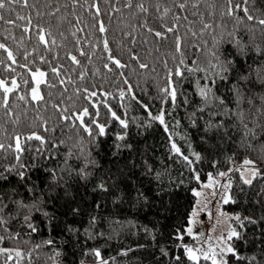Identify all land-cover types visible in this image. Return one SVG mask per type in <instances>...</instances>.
Wrapping results in <instances>:
<instances>
[{"label": "snow or ice", "instance_id": "6c2138e0", "mask_svg": "<svg viewBox=\"0 0 264 264\" xmlns=\"http://www.w3.org/2000/svg\"><path fill=\"white\" fill-rule=\"evenodd\" d=\"M191 2L193 7L200 4V0ZM18 3L29 9L27 15L16 11L15 19L5 20L0 15V20L12 26L22 21L19 26L25 32L35 30L38 44L46 49L45 55L37 56L39 61H45L47 52L54 51L55 46L63 45L73 66L81 63L78 55H87L91 61L93 54L85 53L80 46L77 32L84 31L80 25L85 22L76 9L87 5L94 10L90 27L103 35L97 36L92 47L102 43L108 61L104 68L110 72L114 68L127 85L118 89L121 106L126 93L139 99L124 75L127 65L110 46L100 0L90 4L84 0V5L80 0H70V12L67 4H53L52 0L43 5L30 4L29 0H0V9L15 10ZM187 4L188 0H175L162 10L159 0L154 6L146 5L145 0H125L119 7L115 3L106 5L109 17L122 9H135L133 17L140 13L139 22L122 33L132 45L137 43L134 33L140 29L152 35L156 51L171 38L172 63L170 66L167 55L161 60L164 78L155 97L161 105L171 106H162L153 113L149 104L139 101L147 110V118L137 124L135 135H139V129L159 122L167 134V155L178 163V168L162 169L150 147L142 148L133 140L126 114L118 115L107 100L102 102L110 116L101 122L100 102L94 98L98 93L103 97L112 93L77 83L85 80L86 66L73 79L71 73L61 76L63 64L57 61L51 67L52 60H48V71L57 78L52 83L46 80V70L39 66L33 70L29 65H35V61L28 60L22 65L33 81L28 92L20 90L19 73L0 77V107L6 115L14 114L16 103L11 96L25 105L37 102L32 107L35 120L30 127H18L16 116L12 131H5L4 138H0V264H31L33 254L38 256L45 248L48 264H119L117 257H128L139 250L147 255L137 257L136 264H264V16L254 15L248 0H212L205 4L210 9L206 14L194 13L200 17L196 27L187 15L181 17L180 10L186 12ZM150 7L159 14L155 24L149 19ZM173 9L175 14L167 20ZM53 15L57 28L68 15L75 17V24L68 23L78 55L67 49L63 39L57 40L51 23L45 26L42 22ZM181 19L188 21L183 33ZM229 21H233L231 25ZM253 21L256 23L251 24ZM59 35L65 37L66 33L59 31ZM148 40L149 36L144 35L143 42ZM0 49L6 52L8 61L0 60V65L14 72L13 65L18 61L12 48L0 41ZM38 51L33 47L23 56L28 58L30 52ZM128 51L140 68H148L135 51ZM42 81L50 88L57 83L64 85V92L70 83L84 103L69 107L51 102L57 115L50 122L40 111V102L45 99L39 87ZM181 107L200 143L208 146L203 153L193 147L187 129L183 133L175 131L181 126L180 119L172 118L171 129L166 121V115ZM177 136L184 141L183 146L175 139ZM206 160L213 170L204 180L199 165ZM221 161L224 167L218 166ZM205 186L213 189L214 198L219 196L218 205L239 204L241 209L218 208V222L223 227L207 239L193 231L201 201L197 199L190 211H180L181 194L190 191L200 197ZM153 210L148 223L135 219ZM173 215L177 220L169 223ZM133 228L142 231L151 243L117 245L115 255H105L113 241L124 239V233ZM162 229L167 231L165 243L158 242L163 238ZM186 235L193 239L186 241Z\"/></svg>", "mask_w": 264, "mask_h": 264}, {"label": "trees", "instance_id": "16d2710c", "mask_svg": "<svg viewBox=\"0 0 264 264\" xmlns=\"http://www.w3.org/2000/svg\"><path fill=\"white\" fill-rule=\"evenodd\" d=\"M47 0H29V3H38V4H45ZM92 0H88L90 4ZM125 2V0H100V6L102 10V16L105 19V23L108 24V38L110 42V46L113 50V53L117 56L121 57V59L127 65L124 69V75L128 77V83L132 85V91L135 93L136 97L139 99H134L128 93L125 94L123 98V107L121 106V98L118 93V89L126 88L127 85L123 79V77H119V73L113 68V71H109L108 69L104 68V63L107 61V54L103 51L102 43L98 48L93 49L92 43L96 41L97 36H102L103 34L98 33L95 28H91L90 25L92 23V15L91 13L94 11L90 9L87 5H84V0H80V4L84 5V7H77L76 12L77 15L81 17V20L85 23H82L80 27L84 28V31L77 32V37L80 39V46L84 48L85 53L92 52L91 61L87 55L79 56L76 52V41L72 38L70 32L71 29L69 27V21L73 24L76 23L75 17L68 15L67 20L59 22V28L56 27L58 21L55 19V15L52 17H45L43 19V23L47 26L51 23L54 28V34L57 36V40L60 41L61 39L64 40V45L67 46L68 50H72L74 54L78 55V59H80L81 63L79 65H71L70 60L65 55V47L63 45L55 46L54 51L47 52L46 60L41 62L37 59L38 55H45L46 49L43 45H39L37 42V38L35 36V30L33 29L30 32H25L19 25L22 21H17L15 26L7 25L4 20H0V41H4L12 48L13 53L16 55L17 64L13 65L15 69L14 72L9 73L4 69L2 65H0V77L11 75H16L17 80L20 85L21 92H28L30 90L32 80L31 74L27 71V69L23 68L22 65L26 63L28 60L35 61V65L30 64L29 67L39 66L42 69L46 70V80L52 81V83H56V79L53 74L48 71L49 64L47 63L48 60H52L51 67H55L57 61L60 64L64 65V69L61 71V76L65 75V73H71L73 79L79 74L81 68H87V75L83 82L78 81L77 83L82 86H89L92 88H103L106 91L112 93L109 97H103L102 93H98V95L94 98L95 101L99 103V111H100V120L101 122H106L109 118L110 114H107V109L102 101L107 100L108 104L111 105L112 109L117 112L118 115L122 117L125 116L129 120L130 128L134 133L133 140L138 143L140 147H144L148 145L150 149L154 152L157 163L162 167V169L167 166V168H178V163L174 164L173 160L169 158L167 155V134L164 132L163 127L159 124V122H153L151 127L141 128L139 129V135H135L137 132V124H142L145 118H147V110L142 107L139 101H143L150 105V108L153 113H156L160 107H170V104L161 105L158 99H155L159 95V85L162 84L164 78V69L161 64V60L167 55L169 56V65L171 66V45L172 41L171 38L168 41H165L160 45V50L156 51V46L153 43L152 35L147 33L146 30L140 29L136 33L137 43L132 45L129 42L128 37H124L122 35L123 31L128 30L132 24L138 23L141 19L140 13H137L135 17L132 16V12L135 9H122L121 13H113L111 17L108 15V11L106 10V5H110L111 3H115L118 7ZM175 0H159L161 4V10L165 6H171ZM211 3L212 0H200V4L198 7H193L191 0H188L187 4V11H181V17L187 15L188 21H192V24L196 27H199V19L198 15H194L196 12L207 13L210 9H206L205 4ZM53 4L60 3L61 5H68V11H71L70 0H52ZM146 5H155L157 0H145ZM248 6L254 15L264 16V0H248ZM43 11V9H41ZM19 11L24 15H27L29 12L28 8H25L21 4H17L15 10H8V9H0V15L7 19H15V12ZM175 9H173L169 16L166 18L170 20L172 16L175 14ZM63 12V10H62ZM33 13V22H36L35 17V10H32ZM149 19L155 24L156 19L158 17V13L155 12L154 7L149 8ZM110 21V23H109ZM123 21V23H121ZM181 19V33L184 32V25L188 23ZM233 21H229V25H231ZM251 24H255L256 22H250ZM59 31H64L66 33L65 37H61L59 35ZM8 33L6 36L5 33ZM257 32L259 29L257 28ZM91 33V35H90ZM148 35L149 40L148 42H143V36ZM23 37V38H22ZM85 40L91 41V43H85ZM127 45V47H125ZM33 47H38V53H31L28 58L23 56V52L25 50H31ZM131 48L135 51L140 57L141 61L148 64L147 69H142L139 67V63H137L129 54L128 49ZM59 53V55H57ZM0 60L7 61L6 52L3 49H0ZM153 66H155V70L153 71ZM75 67V71H71V68ZM98 69V71H96ZM27 80L28 84L25 85L24 81ZM40 90L44 95V101L40 102V111L41 114L44 115L50 122L56 118V110L52 108L51 102H63L67 104L69 107H72L75 104L79 107L81 104L84 103V98H78L77 94L74 93L73 86L70 83H67L68 91L64 92V85L56 84L55 88H50L47 83L41 82ZM49 92H51V96H49ZM11 96V94H10ZM11 100L15 101L16 106L14 107V114L13 116L9 117L5 114V109L0 107V138H4V132H11L13 129L12 121L19 116L18 127L28 128L30 127V122L35 120V113L32 110V107L37 103L32 101L30 105H25L23 101H18L15 96H11ZM47 104V108L45 109L44 105ZM27 107L28 111L25 112L24 108ZM92 109H90L91 111ZM185 113L184 109L177 108L175 109L171 115H166V121L169 124L170 129L173 128L172 125V118L175 117L181 120V126L176 128L175 131L183 133L185 129H187L188 133L190 134L191 142L193 147L197 151H201L202 153L207 148V145L200 143V138L196 134L194 128L187 123L184 119ZM135 118V119H133ZM116 122L113 121L112 127H115ZM111 130V129H110ZM67 131V129H65ZM178 143L182 146L184 145V141L181 140L180 136L175 137ZM35 146V145H34ZM211 151V149H208ZM218 158V157H213ZM219 167H224L223 161H221ZM199 168L202 171V179L207 177L206 173L213 170V166H210L207 163V160L204 164L199 165ZM187 176V172L185 171V177ZM196 186V185H194ZM195 202V194L188 191L187 193H182L180 198V211L183 212L185 209L190 211V206H193ZM223 207L227 211L233 210H241L239 204H223ZM155 210L153 212H149L147 216L144 215H136L135 219L139 220L140 223H148L153 216ZM175 211V209H174ZM131 216L132 213L129 212ZM123 218V216L121 217ZM177 220V217L173 215L169 221V223H173ZM167 227V226H166ZM163 238L158 239L159 243H165L167 241V231L162 229ZM186 241H191L190 236H185ZM133 243H141V244H149L151 243L149 238H146L142 231L136 232L133 228L131 231H126L124 233V239L120 241H113L111 245L107 248L105 255L113 254L114 248L119 246H130ZM22 247H31V245H20ZM48 249H41L40 254L37 256L35 253L33 254V259L31 264H48ZM147 255V252L144 250L134 251L133 253L129 254L128 257H117L119 264H136L137 257H143Z\"/></svg>", "mask_w": 264, "mask_h": 264}, {"label": "rangeland", "instance_id": "374dc122", "mask_svg": "<svg viewBox=\"0 0 264 264\" xmlns=\"http://www.w3.org/2000/svg\"><path fill=\"white\" fill-rule=\"evenodd\" d=\"M206 179L207 177L204 180ZM212 191H213L212 188L205 186L202 188V194L200 197H196L195 195L194 205L196 204L197 199H199L201 201V210L198 212V215L194 220L193 231L197 233H201L204 239H207L209 236L218 234L221 228L223 227V225L218 222L219 221V217L217 216L218 208H223L225 211H227L223 207V205L217 204V200L219 199V196L214 198L212 196ZM191 239L193 238L191 237Z\"/></svg>", "mask_w": 264, "mask_h": 264}]
</instances>
